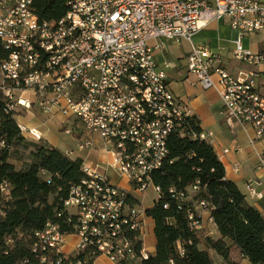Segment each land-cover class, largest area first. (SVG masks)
Masks as SVG:
<instances>
[{"label":"built area","instance_id":"2783aa9c","mask_svg":"<svg viewBox=\"0 0 264 264\" xmlns=\"http://www.w3.org/2000/svg\"><path fill=\"white\" fill-rule=\"evenodd\" d=\"M223 18L237 33L232 57L247 70L228 71L219 52L195 41ZM263 31L264 0H72L62 18L50 21L39 19L35 0H0V43L10 52L0 61V92L11 108L60 116L66 135L82 134L80 149L93 148L99 137L111 156L109 162L83 163L91 180L72 186L64 201L71 230L49 221L36 231L33 246L42 263L94 264L104 256L130 264L149 256L138 197L149 187L162 195L153 174L168 155L170 134L184 128L181 111L193 115L155 58L166 42L189 43L188 73L204 90L217 91L228 124L253 131L250 145L264 169V150L256 147L264 144V49L253 51L243 42ZM136 90L141 99L131 100ZM165 101L177 105V120H170ZM22 126L23 135L44 139L40 129ZM233 169L239 172L240 165ZM245 188L249 198H264V180L248 179ZM170 193L180 205L190 199L185 191ZM206 210L204 200L188 210L199 233L206 230ZM260 211L264 217V207ZM71 236L77 239L74 255L67 251Z\"/></svg>","mask_w":264,"mask_h":264},{"label":"trees","instance_id":"16d2710c","mask_svg":"<svg viewBox=\"0 0 264 264\" xmlns=\"http://www.w3.org/2000/svg\"><path fill=\"white\" fill-rule=\"evenodd\" d=\"M71 1L35 0V9L42 21L58 20ZM8 53L0 43V61ZM19 115L0 92V264H45L41 253L34 251L36 231L43 230L49 221L71 230L65 222L68 213L64 201L72 186L88 175L81 158L23 135ZM184 125L182 131L170 134L168 155L152 177L154 185L162 189V195L145 209L154 221L156 249L139 264H216L213 252L222 257L223 264H239L243 258L251 264H264L261 211L227 177L213 145L200 137V120L192 115ZM196 184L199 190L193 191ZM171 188L185 191L190 199L180 205ZM202 200L211 210L218 238L190 227L188 210Z\"/></svg>","mask_w":264,"mask_h":264},{"label":"crops","instance_id":"0c3cea01","mask_svg":"<svg viewBox=\"0 0 264 264\" xmlns=\"http://www.w3.org/2000/svg\"><path fill=\"white\" fill-rule=\"evenodd\" d=\"M203 31H206L202 34ZM210 31V32H209ZM220 31L224 34H220ZM201 33V34H200ZM261 32L247 35L244 37L243 42L247 40L249 48L253 51L264 49V39L255 42V38L260 35ZM198 35H231L228 39L230 45L231 53L227 56L223 54L225 47L218 46L219 48L215 50L211 41L203 42L202 40H195L196 42H203L210 46L214 51L219 52L224 59V67L232 72L236 73L240 69L247 70L250 67L243 63L236 61L233 56L234 50V40L236 39L237 33L232 29L227 18H223L219 21H215L208 27L202 29ZM167 43V42H166ZM174 43V42H170ZM181 43V42H180ZM187 43V42H186ZM245 43V42H244ZM179 44V43H174ZM189 44V43H188ZM245 46V45H244ZM190 47V45H189ZM167 48L165 51L156 50L155 58L159 65L165 70V67L172 66L177 75L172 76L168 74L170 87L177 96L185 99L190 108L192 109L193 115H195L200 120V125L202 132L206 135V140L210 142L216 150V153L220 160L223 162L226 168L227 177L236 182L243 193L245 188V182L248 179H262L264 180V169L258 165V160L254 152V148L250 145V138L253 137V131H244L239 125H230L227 123L223 115V106L221 99L214 89L204 90L197 82L196 77L188 73V68L186 61L184 66L171 65V63H166L162 65L160 61H163L167 56ZM187 52L184 53L185 58L187 57ZM165 56V57H164ZM180 59V58H179ZM160 60V61H159ZM181 60V59H180ZM184 60V59H183ZM165 63V62H163ZM184 68V70L182 69ZM262 93L264 94V87H262ZM20 115L17 117L18 123L24 124L27 127H36L43 132L44 139L43 144L48 146L56 147L63 152L72 151V158H81L84 163L92 164L96 162H109L111 161V156L105 151L103 143L99 137H94L95 146L91 149H80L78 146L79 138L81 133L77 134V137L70 138H60L56 130L58 129V124L60 122L55 119H49L40 110L33 108L32 110H27L25 108H19ZM64 122V119H61ZM61 125V124H60ZM63 130V126L61 127ZM35 140H39L34 136V134H27ZM211 135V136H210ZM42 139V137H41ZM257 149L264 150V144L258 143ZM228 149L229 152H224ZM240 165V171L235 172L233 169L234 165ZM246 189V188H245ZM144 195L138 197L140 206L144 209L151 207L144 205ZM247 200L249 203L254 205L257 209L264 207V198L259 201H255L247 195ZM210 211L206 210L204 213V220L206 223L205 235L211 236V238H218L219 232L217 226L213 221L210 220ZM69 245L67 246V251L71 252L73 255L75 253V243L77 239L73 236L68 239ZM144 247L148 251L149 255L155 252L156 249V236L154 232V221L151 217L145 216V230L143 233ZM214 260L216 264H223V259L218 254L213 252ZM139 261H132L130 264H139ZM251 264L247 258H243L240 264ZM94 264H113L109 261L107 257L101 256L96 259Z\"/></svg>","mask_w":264,"mask_h":264},{"label":"rangeland","instance_id":"374dc122","mask_svg":"<svg viewBox=\"0 0 264 264\" xmlns=\"http://www.w3.org/2000/svg\"><path fill=\"white\" fill-rule=\"evenodd\" d=\"M206 31H203V33H205ZM210 32V31H209ZM201 34V33H200ZM220 34H224V32L220 31ZM231 37V35H198V37L195 39L196 41L197 40H202L203 42H209L211 41L212 45H213V48L215 50H217L219 47L218 46H221V47H225L226 50L225 51H222L223 54H225L226 56L231 53V51H229L230 49V45L228 43V39ZM264 39V31L261 32L260 35H258L254 40L255 42H258L260 40H263ZM244 45L245 47L248 46V42L247 40L244 41ZM164 46H166L168 52H167V56L168 57H165V59H163V61H160V63L162 65H165L166 63H171V65H180V66H184V63L186 61V58L184 56V53L189 51L190 47H189V44L186 43V42H181L179 44H174V43H170V42H167ZM181 60H180V59ZM184 59V60H183ZM165 62V63H163ZM172 66H168V67H165V71L167 72V74L169 75H172V76H176L177 75V72L178 71H175L173 68H171ZM184 70V68H182ZM63 119L62 117L60 116H57L56 117V120H58L60 122V124H58V129L56 130V132L58 133V136H60V138H65V137H70V138H74L73 136H69V135H66L65 132L62 130V125L64 124L63 123ZM80 147V146H79ZM11 161L13 163H15V165L17 167H20L21 166V162L16 160L15 158H12ZM242 189L244 190L245 194L247 195V192H246V189L244 187H242ZM144 205L145 206H150L151 204H153V202L156 200L157 198V193L154 191L153 187H149L147 189V191L144 193ZM242 261V259H241ZM241 261H239V264L241 263ZM244 264V263H243Z\"/></svg>","mask_w":264,"mask_h":264},{"label":"bare ground","instance_id":"6f19581e","mask_svg":"<svg viewBox=\"0 0 264 264\" xmlns=\"http://www.w3.org/2000/svg\"><path fill=\"white\" fill-rule=\"evenodd\" d=\"M141 99V92L139 91H131V100H140ZM165 109H169V113H170V120H177V105H174L173 101H165ZM190 117L189 116V112L188 111H181V121H183V123H185L186 119ZM185 126V125H184ZM19 127L21 129V131L24 133V126H22L21 123H19ZM36 138H38L39 140L41 139L40 136H35ZM201 138H206L205 134H201L200 135ZM87 173V177L84 178L85 180H91V173L89 171H86ZM83 179V180H84ZM190 227L192 230L197 231V226L196 224H194L193 220L190 219ZM148 256H145V259Z\"/></svg>","mask_w":264,"mask_h":264}]
</instances>
